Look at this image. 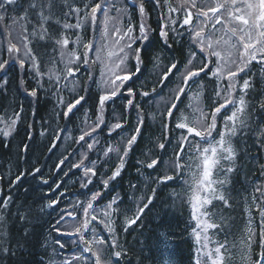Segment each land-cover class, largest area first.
<instances>
[{"label":"trees","instance_id":"16d2710c","mask_svg":"<svg viewBox=\"0 0 264 264\" xmlns=\"http://www.w3.org/2000/svg\"><path fill=\"white\" fill-rule=\"evenodd\" d=\"M210 1L195 0L194 11L186 0H167V3L165 0H159V3L157 0H121L120 8L110 0H37L38 4L44 5L43 15L50 18L44 25L48 29L44 39L39 35L40 7L29 10L26 20L16 19L25 14L32 0H16V3L5 6L3 14L6 18L0 20V62L8 60L9 63L0 71V205L5 199H8V204L6 208L0 207V264H92L90 253L83 252L85 245L75 234V228L85 219L83 206L96 192L101 195L92 203L99 219L92 221L89 229L82 234L85 239L91 240L94 236L92 229H95L96 235L107 239L104 247L109 255L111 251H120L122 255L119 258L111 257L113 264H196L197 248L200 246L193 235L196 221L192 219L185 195V181L190 178V169L184 167L178 171L173 166L176 153L181 152L178 146L180 138L186 130L176 128V124L183 114L190 126H196L194 122L199 114L194 109L197 107L208 114L210 123L211 111L223 103L226 94L222 91L221 97L216 96L218 81L209 70L190 82L179 102L174 99V90L182 84L180 77L192 51L197 52L194 68L205 62L199 50L192 47L191 26L183 25V19L187 11H191L192 26H195L199 21L197 14L212 7ZM141 2L145 9L143 22L150 29V42L133 45V49H142L141 70L125 82L116 97L105 102L101 113L100 96L105 94L103 79L109 64L107 51L113 50L111 46L116 39L115 36L106 38L102 35L103 9H107L108 16L119 17L117 26L122 29L130 24L138 37L142 22L139 12ZM95 4H101L102 9L98 10L96 23L93 24L90 10ZM73 8L79 11H72ZM170 8L181 10L173 12ZM118 10H123V13ZM199 19L205 18L201 16ZM14 20L16 23H13ZM78 22L81 23L80 28H63L65 23L76 25ZM161 24L166 25L170 47L165 46L160 38ZM220 25L216 24L214 28L211 21L199 24L213 39L222 32L221 37H227L224 28L225 31L218 32ZM24 28H27L26 32ZM108 28L109 32L114 30L112 21L108 22ZM34 29L37 35L32 34ZM61 34L69 40L67 48L55 43ZM105 39L108 48L100 53L102 60L93 64L98 54L96 49ZM10 41L20 48L18 53L8 52ZM89 42L95 45L88 51L89 63L84 64L81 59L67 65L79 71L65 80L67 67L62 54L75 51L83 58L86 51L84 45ZM25 44L31 49L30 55L36 57L35 63L43 75H36L33 61L25 55ZM130 55L132 58L126 62V67L136 72L134 50ZM157 55L160 60L158 66L154 59ZM19 59L25 60L24 68L19 66ZM172 63H178V69L161 85L160 78ZM215 67L213 57L210 68ZM236 79L238 84H243L245 79L252 83L251 89L243 94L247 126L241 127L232 137L236 150L232 165L234 171L227 174L229 182L223 188L229 206L214 201L209 207V211L215 214L214 222L220 225L219 229H210L209 234L214 241L227 245L226 264H255V261L264 259L261 255L264 247L260 243L264 220L252 203L253 195L259 196L254 189L264 185V135L261 134L264 131V109L259 107L264 102V64L253 61ZM219 84L226 89L228 81L221 78ZM129 88L133 89V95L128 94ZM32 89L37 90L35 97L28 95ZM143 92H148L149 96L141 95ZM197 93L198 100L195 99ZM81 96L85 99L65 117L67 105ZM240 96L237 88L232 93L236 104L217 115V127L210 140L219 138L220 131L224 130L225 117L239 106ZM61 97L64 103L59 102ZM130 99L132 104H128ZM173 102L178 103V107L169 117L167 110ZM16 113H19L18 118ZM100 115L103 123L96 128ZM141 118L143 124H140ZM13 119L17 122L10 134L3 135ZM116 123L122 124V127L110 132L109 129ZM138 126L141 131L124 159L120 174L109 180L120 164V156L124 155L123 147L136 134ZM90 128H95V132L77 143V139ZM190 139L199 140L194 136ZM160 143L166 147L159 148ZM89 144L94 145L91 150L88 149ZM109 146L116 150L105 156ZM205 146L201 144V148ZM84 154V166L96 171L95 175L89 174L91 179L85 176L84 167H73L80 163ZM189 155L186 148L181 153L180 162L191 163ZM153 159L158 160L159 166L147 168ZM228 166V162L223 163V167ZM35 169L39 172H34ZM164 175H172L174 179L158 183L157 179ZM17 176H21L19 181H16ZM217 178L225 177L220 175ZM105 180H108L107 187L103 183ZM149 197H152L151 201ZM113 198L117 199L113 205L115 211L110 217L113 231L109 232L99 221L107 222L103 212ZM53 200H57V204L47 207ZM261 202L257 200V203ZM145 204L148 207L141 219L126 228L127 219H132ZM66 213H72V216ZM21 216L26 219L22 220ZM61 216L65 218L57 231V221ZM249 228L252 237L250 247L247 239ZM69 232L73 234L67 235ZM164 236L167 241H164ZM113 240L117 244L115 249L110 247ZM212 245L214 247L215 244ZM199 258L201 264H205L204 257L200 255Z\"/></svg>","mask_w":264,"mask_h":264},{"label":"snow or ice","instance_id":"6c2138e0","mask_svg":"<svg viewBox=\"0 0 264 264\" xmlns=\"http://www.w3.org/2000/svg\"><path fill=\"white\" fill-rule=\"evenodd\" d=\"M186 2H190L192 7H196L195 0H186ZM16 3V0H0V20L5 19V15L3 14V10H5L6 5H12ZM159 3V0H157ZM167 3V0H165ZM215 6L208 7L207 10H201L197 14V19L202 16L204 17V21L202 24H206L208 21H214L213 27L215 28L216 24L223 25V28L226 30L227 39L224 37H219L213 39L211 35H209L204 26H192L193 24V14L191 11H187L185 18L183 19V25L191 26L189 28V34L191 36L192 47L197 48L199 52L204 56L205 62L202 63V66L198 68H194L193 65L195 63V58L197 56L196 51H192L190 53V58L185 65L184 74L181 75L180 80L182 81L181 86L178 89L174 90V99L176 102H179L182 99V96L186 94V90L190 84L194 80L201 75V73H205L206 70L211 71L213 77H215L218 81L216 96L221 97L222 91L226 94L223 103H220L215 109H213L210 113L211 122L209 123L207 120V113H204L202 109L199 107L195 108L194 111L197 112L198 119L194 122L196 126H190L188 122V118L181 116L180 120L176 124V128L185 129L186 134L182 135L180 138L179 148L181 152L176 153V161L174 162V168L178 171H182L184 167H188L190 169V178L185 181L187 188L185 191V195L187 197V202L192 211V219L196 221V228L193 229V235L195 236L196 243L200 247L197 248L198 258L196 260V264H201V260L199 258L200 255L204 257L205 264H226L225 262V252L227 250L226 244H220L218 241H214L210 234V229H219L220 225L214 222L215 214L209 211V207L213 206L214 201L222 202L226 207L229 206V199L224 195L223 188L229 182L227 179V174L232 173L234 171L233 162L236 159V150L232 144V137H235L238 133V130L241 127H246V121L244 119L245 110H246V102L244 99L245 93H247L251 87L252 83L249 79H245L243 84H238L237 77L240 73L244 72L250 63L253 61H258L264 64V0H214ZM37 7L41 8V12L38 13L40 16V38L44 39L45 34L48 29L44 26L45 22L50 18L43 15V7L44 5L38 4L37 0H32V3L29 4L28 9L25 10V14L16 18L17 20H26L27 12L29 10L34 11ZM102 9L101 4H95L91 7L90 10V20L93 24L96 23L97 20V12ZM105 12V20H104V28L102 35L106 38L110 36H115L116 39L113 42L111 48L113 50L107 51V60L109 64L106 65V71L103 79V83L105 85V94L100 96V112L102 113L103 107L106 101L110 100L113 97H116L120 92L121 87L125 86V82L132 79L136 73L140 72L141 65L143 63L141 59V48L133 49V45L136 43L145 44L149 41V32L150 29L145 22H143V17L145 14V9L143 2L140 3L139 12L141 14L142 22L139 25L140 35L137 37L134 35V29L129 24L126 29H122L117 26L119 24V17H110L107 14V9H103ZM180 8H170V11L176 12L180 11ZM72 11L78 12L79 9L73 8ZM123 13V10H118ZM211 14V16H210ZM113 22L114 30L109 32L108 22ZM16 23V20L13 21ZM80 28L81 23L78 22L76 25L65 23L63 25L64 29L70 28ZM23 31H27V28H24ZM33 35H37L36 30H33ZM160 38L165 44V46L170 47L168 45V31L166 30V25L161 24L160 30ZM25 40L27 37L24 38ZM56 44L60 45L61 48H67L69 45V40L63 34L61 37L55 41ZM25 49H27L25 55L30 56V59L33 61L32 67L36 71L37 76L43 75L39 71L38 65L35 63L36 57L31 54V49L28 48L27 44L24 45ZM95 45L91 42L84 45L86 49L83 58L75 53V51L67 54H62L64 59H66V67L67 72L64 76V79L67 80L68 77L74 76L78 68L68 67L67 65H72L76 61L83 59L84 64L89 63L88 51L92 50ZM108 48L107 40L105 39L97 48V57L92 61L95 64L97 61H101L102 57L100 53L104 52ZM135 52L134 59L136 61V72H131L126 67V62L132 58L131 53ZM20 48L17 44L12 43L11 41L8 44V52L9 53H18ZM215 58L216 67L210 68L212 63V58ZM156 65L158 66L160 63L159 56L154 57ZM19 66L21 68L25 67V60L19 59ZM9 63L8 60H4L0 62V71H3L6 65ZM234 68V70H233ZM178 69V63H172L167 71L163 73L160 78V84L164 85L168 79L174 74V72ZM122 73V74H117ZM114 77V78H113ZM221 78L228 81V85L226 89H222L219 81ZM24 81L21 80V85H23ZM57 88H59V83H57ZM239 88L241 93L239 106L236 107L235 111L232 112L231 115L225 117V126L224 130L220 131L219 138L215 140H210L213 136V132L216 130V118L219 113L230 105H235L236 101L232 98V93L235 92ZM153 92L156 91L155 88L152 89ZM128 94L133 95V89H128ZM28 95L35 97L37 95V90L32 89L28 92ZM141 95L147 97L149 96L148 92H143ZM85 99V97L81 96L79 99H76L73 103H69L67 105V110L64 112L65 117H68L69 114L81 104V102ZM195 99H199V93L196 94ZM60 103H64L63 98L61 97L59 100ZM173 102L171 106L167 110V115L172 117L174 115V109L178 107V103ZM128 104H132V100L128 101ZM259 107L264 109V102H261ZM15 116L18 118L19 113H16ZM16 119H13L8 126V130L3 132V135L8 136L10 134V130L15 126ZM103 123L102 115L98 116L95 127L98 128L100 124ZM140 124H143L142 118L140 119ZM122 124L116 123L109 129V131H113L115 129L121 128ZM167 128V126H165ZM141 128L138 126L136 128V134L132 135L131 139L127 140L126 145L123 147L124 155L120 156V164L117 167V170L113 172L112 176L109 177V180H114L119 174L120 169L124 165V159L127 156L129 150L132 145L137 140V134H139ZM95 132V128H90L89 131L84 132L78 139L77 143L84 141L86 136H90ZM264 135V131L261 133ZM198 137L199 140L193 141L190 139L191 137ZM201 144H205L207 146L201 148ZM55 146V144H53ZM93 144L88 145V149L91 150L93 148ZM27 148V145L25 146ZM159 148L164 149L166 147L165 144L160 143L158 145ZM188 149L190 152L189 160L191 163L182 164L180 160L182 159L181 153ZM51 150V149H50ZM113 147L109 146L108 149L105 150V156L109 154L111 151H115ZM86 154L82 155L81 161L79 164L73 165V167L80 168L84 167V174L86 177H91V175H95L96 171L92 167L84 166V158ZM64 161L62 160L60 163L62 164ZM228 162V167H223V163ZM95 163V162H93ZM159 166V162L156 159L151 160L150 163L147 164V168L155 169ZM60 167V164L57 165V168ZM264 167V166H262ZM34 172H39V169H35ZM23 173H21V176ZM220 175H224V179H218ZM21 176L16 177V181H19ZM174 179L172 175H164L157 179L158 183H165L167 181H171ZM16 181H13L15 183ZM45 184L47 181H43ZM104 186H108V180L103 181ZM86 185H82L85 187ZM155 192V189L153 190ZM254 193H258L259 196L253 195L252 203L255 204V207L260 212L262 220H264V185L257 186L254 189ZM101 193L96 192L93 193L89 202L86 206H83V215L85 219L79 227L75 228V234L79 236V239L85 247L83 248V252L90 253V259L92 260V264H113L111 257L119 258L122 253L120 251H111L110 255L108 254V249L104 246L108 243L107 239L95 234V229H92L94 236L93 239L88 240L85 239V235L82 233L89 229V226L92 221L98 220V216L95 214V209L93 207L92 201H95L98 197H100ZM117 198H113V200L107 205V210L103 212L104 217H107V222L104 220H100L99 222L104 224L105 229L109 232H112L113 229L111 227L112 221L110 217L112 213L115 211L113 205L116 203ZM149 201L152 200V197L148 198ZM257 200H261V203H257ZM8 199L4 200L3 205L0 207H7ZM57 204V200L51 201L47 207H52ZM148 207L145 204L143 207L139 208L137 213L132 219H127L125 227L129 228L138 220L141 219V216L144 210ZM67 216H72V213H66ZM90 217V219H89ZM22 220L26 219L24 216L20 217ZM64 216L60 217V220L57 221L56 230L59 231V225L61 221L64 220ZM248 246L251 244V228L248 229ZM67 235H72L73 233H66ZM163 236V234H161ZM261 246L264 247V232L261 233ZM164 241H167V237L164 236ZM59 243V241H57ZM215 244L216 246L210 247V245ZM63 247V245H60ZM110 247L115 249L117 244L115 240L112 241ZM7 251V249H4ZM264 256V253H261ZM74 259H79V257H74ZM255 264H264V261L257 260Z\"/></svg>","mask_w":264,"mask_h":264},{"label":"rangeland","instance_id":"374dc122","mask_svg":"<svg viewBox=\"0 0 264 264\" xmlns=\"http://www.w3.org/2000/svg\"><path fill=\"white\" fill-rule=\"evenodd\" d=\"M102 1V0H101ZM113 4H114V6H116L117 8H120L121 7V0H110ZM209 4H212V6L214 5L215 6V3H214V0H211L210 2H209ZM192 10H194V11H196L195 10V8L194 9H192ZM99 12V11H98ZM99 16H100V13H99ZM210 16H211V14H210ZM110 17H114V15L112 14ZM104 20L105 19H102V23L104 22ZM204 20H202V19H199V21H198V23L197 24H195V26H197V25H199L201 22H203ZM183 23V22H182ZM211 23H213L214 24V21H211ZM104 24V23H103ZM222 31H225V30H223V25H220V27H219V33L220 32H222ZM226 32V31H225ZM223 33V32H222ZM222 33L219 35V37H221L222 36ZM218 37V38H219ZM225 39H227V37H225Z\"/></svg>","mask_w":264,"mask_h":264}]
</instances>
